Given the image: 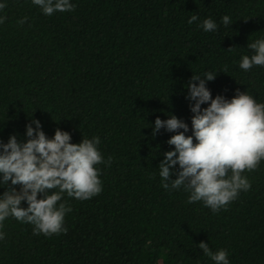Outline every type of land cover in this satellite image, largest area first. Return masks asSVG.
<instances>
[{"label":"trees","instance_id":"trees-1","mask_svg":"<svg viewBox=\"0 0 264 264\" xmlns=\"http://www.w3.org/2000/svg\"><path fill=\"white\" fill-rule=\"evenodd\" d=\"M0 264H264V0H0Z\"/></svg>","mask_w":264,"mask_h":264}]
</instances>
